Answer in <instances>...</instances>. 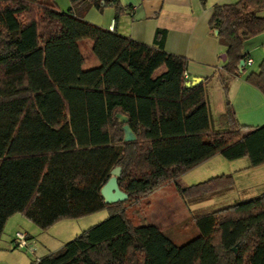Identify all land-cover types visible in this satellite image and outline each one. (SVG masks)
Wrapping results in <instances>:
<instances>
[{
  "label": "trees",
  "instance_id": "1",
  "mask_svg": "<svg viewBox=\"0 0 264 264\" xmlns=\"http://www.w3.org/2000/svg\"><path fill=\"white\" fill-rule=\"evenodd\" d=\"M69 3L64 11L53 0H0V235L13 213L45 230L105 209L36 263L264 264V190L194 215L197 234L178 245L127 213L213 154L263 164L264 124H238L226 100L212 128L203 82L186 83V59L164 50V29L147 44L83 17L90 6L108 5L117 17L127 8L119 0ZM261 11L264 0L213 5L208 24L226 54L223 87L238 74L243 40L264 30ZM81 38L98 59L88 69ZM245 79L264 94V58ZM117 113L133 140L123 139ZM115 166L127 198L106 202L100 187ZM232 184V174L221 173L175 190L190 200Z\"/></svg>",
  "mask_w": 264,
  "mask_h": 264
},
{
  "label": "crops",
  "instance_id": "2",
  "mask_svg": "<svg viewBox=\"0 0 264 264\" xmlns=\"http://www.w3.org/2000/svg\"><path fill=\"white\" fill-rule=\"evenodd\" d=\"M53 1L60 10L70 11L69 0L65 1V4ZM234 1L236 0H119L121 5L127 8L117 17H115V8L111 5L102 9L90 6L83 17L105 28L112 25L118 33L147 44L152 43L156 29H164V50L186 59L184 72L186 83L192 84L195 78L200 79L198 82H203L212 128H217L219 125L218 117L225 111L226 100L229 101L238 124L255 127L264 124V94L245 78L251 72H259V64L264 58V30L243 40L241 48L243 62L237 66L238 74L227 76V87H223L218 73L225 74L223 69L225 59L219 57L220 53L224 52V48L218 42L216 30L211 29L208 24L214 4ZM260 13L264 15V11ZM77 43L83 58L82 69L96 66L98 59L91 50V43L86 38L79 39ZM247 58H251L249 64L246 63ZM86 64L88 66H85ZM117 117L123 122L122 125L127 124L125 114L117 113ZM218 156L217 153L213 154L188 170L206 164L204 168H208L211 173L208 177L230 172L233 176V184L200 198L210 199L211 204L216 203L215 207H219L264 190V164L249 166L248 158L242 156L227 159L231 160V167L229 170H221L214 165L222 163L218 161L220 160L217 159ZM256 174H261L260 181ZM234 187H239L244 192H234L233 190L236 189ZM85 216L63 218L42 230L21 214L13 213L6 219L0 235V264H37V258L57 250L92 219L98 218L94 216L90 220ZM18 230L25 232L27 237L33 240L32 251L13 245L12 239Z\"/></svg>",
  "mask_w": 264,
  "mask_h": 264
},
{
  "label": "rangeland",
  "instance_id": "3",
  "mask_svg": "<svg viewBox=\"0 0 264 264\" xmlns=\"http://www.w3.org/2000/svg\"><path fill=\"white\" fill-rule=\"evenodd\" d=\"M56 1L59 4H65V1L68 0ZM86 40L89 41L88 39ZM85 66L88 65L86 64ZM217 154L219 155V158L217 159H220L218 161H222V163H215L214 165H217L218 168H221V170H229L232 165L230 164L232 163L231 160L223 158V156H221L219 153ZM205 165L206 164H202V166H198L197 168L188 170L182 176L176 177L175 179L168 181L166 184L152 191L147 197L141 199L138 204L129 205L127 213L131 217L133 222H151L155 224L161 229L162 233L167 238H169L173 243L177 245L195 236L197 234V229L194 224L193 216L214 209L216 208L215 206H217V204H211L210 199H204L202 197H197L190 200H183L178 196L175 188L177 185L186 186L208 178V174L211 173L208 168H204ZM255 176L257 177V179H259L261 174H256ZM234 188H236L233 190L234 192H244L242 191V189H239V187ZM254 193H256V191H254ZM106 214L107 213L105 209L97 210L95 212L87 214L88 216L85 217H89V219L94 216H98V218L95 220L90 219L92 223H87L88 225H85L83 229L100 221L106 216Z\"/></svg>",
  "mask_w": 264,
  "mask_h": 264
},
{
  "label": "water",
  "instance_id": "4",
  "mask_svg": "<svg viewBox=\"0 0 264 264\" xmlns=\"http://www.w3.org/2000/svg\"><path fill=\"white\" fill-rule=\"evenodd\" d=\"M219 57L222 60H224L226 58L225 52L220 53ZM240 62L242 63L243 61L240 60ZM199 80H200L199 78H195L192 84L197 83ZM122 128H123V139L124 140H133L135 138V135L132 132L128 124L122 125ZM119 172H120L119 166H115L113 169H111V175L100 187V193L103 196V200L106 202L124 200L127 198L126 192L120 189L117 183L116 176L119 174ZM139 244L141 245V243Z\"/></svg>",
  "mask_w": 264,
  "mask_h": 264
},
{
  "label": "built area",
  "instance_id": "5",
  "mask_svg": "<svg viewBox=\"0 0 264 264\" xmlns=\"http://www.w3.org/2000/svg\"><path fill=\"white\" fill-rule=\"evenodd\" d=\"M112 25H110L108 27V29H112ZM251 62V58H247L246 60V63H250ZM185 76V75H184ZM12 242H13V245L14 246H17V247H22V248H26L30 251H32L34 248H33V240L28 238L26 233L23 232V231H16L15 234H14V237L12 239ZM38 259V258H37ZM36 259V260H37Z\"/></svg>",
  "mask_w": 264,
  "mask_h": 264
}]
</instances>
